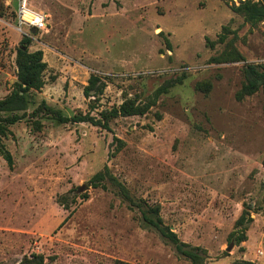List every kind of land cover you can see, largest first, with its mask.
Returning a JSON list of instances; mask_svg holds the SVG:
<instances>
[{"label": "rangeland", "instance_id": "obj_1", "mask_svg": "<svg viewBox=\"0 0 264 264\" xmlns=\"http://www.w3.org/2000/svg\"><path fill=\"white\" fill-rule=\"evenodd\" d=\"M19 1L0 0V99L17 82L25 38L48 69L3 141L14 164L0 156V264H191L143 223L154 205L207 264H264V87L236 99L246 69L264 70V21L233 12L244 0H26L48 16L37 32L18 23ZM92 74L107 86L86 98ZM182 74L147 115L120 117L111 132L30 118L43 101L68 117L97 98L96 117L126 98L143 104ZM105 167L133 203L110 182L90 186ZM245 208L250 242L231 247Z\"/></svg>", "mask_w": 264, "mask_h": 264}, {"label": "trees", "instance_id": "obj_2", "mask_svg": "<svg viewBox=\"0 0 264 264\" xmlns=\"http://www.w3.org/2000/svg\"><path fill=\"white\" fill-rule=\"evenodd\" d=\"M232 10L237 15L242 16L251 25H256L264 21V5L261 0H244L239 6H232ZM225 30L226 28H224ZM219 41L222 44L225 43V36L222 35ZM30 43L31 41L25 38L21 47L17 50V82L14 84L12 91L5 98L0 99V156L10 168L14 164L13 156L3 141L12 135L10 127L27 118L33 93L40 92L46 85L44 74L48 69V65L44 61V53L42 51L30 52ZM227 47L231 49L233 45L229 43ZM259 69L260 67L256 65H250L246 69L247 83L236 93V99L238 101L244 100L245 97L255 94L261 87H264V70L260 71ZM185 78L186 75L182 74V76L172 80V82L160 87L143 104L135 99L126 98L119 107L101 112L97 117L92 115V111L96 109L97 99L99 101V98L95 100L96 102L89 104L90 112L84 114L80 111L73 117L63 115L60 110L50 107L43 101L34 109L30 118H38L41 115L42 118L53 119L60 125L88 123L94 127L111 132L112 121L120 117L128 118L147 115L157 104L160 97L168 93L169 87L182 83ZM106 86L102 77L92 74L88 85L84 88V96L86 98L98 97L104 92ZM33 124L36 131L41 130L42 125L38 119ZM120 143L122 144V142ZM262 165L264 167V158ZM105 182H110L117 186L120 189L122 197L129 203H133L127 189L111 174L108 167H105L102 172L97 173L90 180V186L94 189L99 187L105 188ZM87 197V194L82 195L83 199ZM147 207V211H143L142 215V221L145 225L156 229L163 239L175 247L177 254L189 260L191 264H207L208 254L206 250L200 247H192L182 242L175 232H172L164 225L160 216L161 208L159 205ZM249 211V208H245L240 218L236 221L234 231L228 237L229 246H239L248 240L246 232L253 223ZM239 229L240 232H238ZM39 264H43L42 260ZM115 264H122V262L118 261ZM236 264L253 263L242 261V263Z\"/></svg>", "mask_w": 264, "mask_h": 264}, {"label": "built area", "instance_id": "obj_3", "mask_svg": "<svg viewBox=\"0 0 264 264\" xmlns=\"http://www.w3.org/2000/svg\"><path fill=\"white\" fill-rule=\"evenodd\" d=\"M17 20L21 26L40 32L48 27V16L31 9L26 0H20L17 7Z\"/></svg>", "mask_w": 264, "mask_h": 264}, {"label": "crops", "instance_id": "obj_4", "mask_svg": "<svg viewBox=\"0 0 264 264\" xmlns=\"http://www.w3.org/2000/svg\"><path fill=\"white\" fill-rule=\"evenodd\" d=\"M250 242V239L245 243V246H243L244 248L246 247V246H248V243ZM247 254H248V250L246 249V252H245V256L247 257Z\"/></svg>", "mask_w": 264, "mask_h": 264}, {"label": "water", "instance_id": "obj_5", "mask_svg": "<svg viewBox=\"0 0 264 264\" xmlns=\"http://www.w3.org/2000/svg\"><path fill=\"white\" fill-rule=\"evenodd\" d=\"M261 1H262L263 5H264V0H261Z\"/></svg>", "mask_w": 264, "mask_h": 264}]
</instances>
